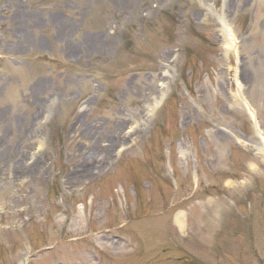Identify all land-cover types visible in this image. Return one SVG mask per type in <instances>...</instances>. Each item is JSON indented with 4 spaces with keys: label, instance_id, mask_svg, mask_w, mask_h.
Listing matches in <instances>:
<instances>
[{
    "label": "rangeland",
    "instance_id": "1",
    "mask_svg": "<svg viewBox=\"0 0 264 264\" xmlns=\"http://www.w3.org/2000/svg\"><path fill=\"white\" fill-rule=\"evenodd\" d=\"M263 140L264 0H0V264H264Z\"/></svg>",
    "mask_w": 264,
    "mask_h": 264
},
{
    "label": "bare ground",
    "instance_id": "2",
    "mask_svg": "<svg viewBox=\"0 0 264 264\" xmlns=\"http://www.w3.org/2000/svg\"><path fill=\"white\" fill-rule=\"evenodd\" d=\"M234 81H235V85H236V87L239 89V83H238V81H237V79H236V74H235V76H234ZM243 101V99H242V97H240V102H242ZM245 104V107L247 108V110H248V104L245 102L244 103ZM251 115H253L252 113H251ZM264 141V140H263ZM175 222H176V224H177V226H178V229L179 230H182V228L184 227L183 226V223H182V215L181 214H178L177 216H176V220H175Z\"/></svg>",
    "mask_w": 264,
    "mask_h": 264
}]
</instances>
